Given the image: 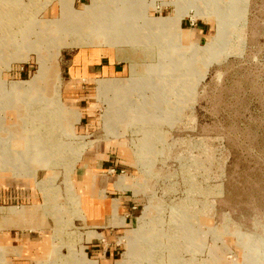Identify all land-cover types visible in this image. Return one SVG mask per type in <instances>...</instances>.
Returning a JSON list of instances; mask_svg holds the SVG:
<instances>
[{
  "label": "rangeland",
  "instance_id": "1",
  "mask_svg": "<svg viewBox=\"0 0 264 264\" xmlns=\"http://www.w3.org/2000/svg\"><path fill=\"white\" fill-rule=\"evenodd\" d=\"M105 1L114 15L129 8L144 42L108 43L104 25L91 19L98 4L87 19L74 13L92 0H0V188L26 179L39 195L25 203L0 198V208L18 212L0 213V223L32 208L23 219H33L32 233L47 250L31 264H264V0H191L179 7L175 0ZM148 19L171 22L167 40L148 33ZM113 21L110 29L120 34ZM200 23L204 35H196ZM86 47L119 48L138 59L122 77L98 79L125 82L103 97L98 80L83 83L93 109L77 124L83 112L65 97V60ZM158 62L163 94L150 99L156 106L148 114L141 104L154 89L133 86L153 85ZM143 74L150 83L141 84ZM124 93L127 99H118ZM52 108L62 115L60 122L52 118L60 127L46 124ZM46 134L56 136L58 154L39 146ZM101 142L126 146L121 159L128 164L114 173L131 184L127 193L137 206L134 221L112 237L87 226L73 182L83 153ZM22 230L4 229L0 236L10 232V240L0 243L14 244L11 233ZM95 243L117 247L114 259L102 261ZM15 253L0 245V264H15Z\"/></svg>",
  "mask_w": 264,
  "mask_h": 264
},
{
  "label": "crops",
  "instance_id": "2",
  "mask_svg": "<svg viewBox=\"0 0 264 264\" xmlns=\"http://www.w3.org/2000/svg\"><path fill=\"white\" fill-rule=\"evenodd\" d=\"M204 22L207 23L208 21ZM206 28L204 23H200L196 29V35H204ZM184 29L189 32L186 35L187 38L190 36L196 38L195 33L187 28ZM136 59L138 58L134 54L133 56L129 55L119 48L111 51L103 47H86L79 48L70 54L65 60V72L68 74V80L64 94L65 97L73 96L69 97L70 99L66 97V99L72 100L68 104L71 103V107L79 108L83 112V117L77 124L81 123L84 116L93 109L92 106L88 107L89 103L85 93H83L85 91L82 89L83 83L91 85L100 78L122 77L132 65L129 62H134ZM90 103L93 105L92 102ZM126 152L127 148L123 142H101L89 147L74 169L73 182L79 195L81 217L88 227L94 228L92 230L104 229L96 230L99 234L105 233L112 237L130 225L135 218L136 200L127 193L131 184L122 177L125 181L122 183V187H119L120 176L114 173L119 170L118 168L122 164L127 166V161L121 159V156L124 157ZM1 184L3 187L0 188V198L6 204L9 202H31L39 197L33 184L26 179L6 180ZM24 207L31 208L29 206ZM119 217L124 219L122 224L118 223ZM3 218L5 223H0V232L4 233V229L14 227L23 229L21 232L11 233L14 244L0 243L2 247L6 246L8 249L16 251L14 255L15 264H31L34 258L38 257V251L47 250L43 244V237L37 238L32 233V230L37 228L33 225L31 217L23 219L24 217L19 215V219L8 220ZM8 233H5V237L0 236V241L4 242L3 239L10 240ZM100 246H102L101 243L92 245L94 252H102L98 254L102 261L114 259L117 247L112 245L108 248Z\"/></svg>",
  "mask_w": 264,
  "mask_h": 264
},
{
  "label": "bare ground",
  "instance_id": "3",
  "mask_svg": "<svg viewBox=\"0 0 264 264\" xmlns=\"http://www.w3.org/2000/svg\"><path fill=\"white\" fill-rule=\"evenodd\" d=\"M123 1H126V0H123ZM184 1H191V0H175V4L179 7V5L182 2H184ZM205 1H213V0H205ZM99 2H100L99 0H92V3L89 4L86 7V9L82 10L81 12L78 11V12H74V13H75V15L78 16V18L80 20L87 19V17L90 14L92 15L93 8L98 4L96 6V12L93 14V16L91 17V19H93V23L94 24H97L98 21H99L98 24L104 25L103 26L104 27L103 28V34H105L108 43H110L112 45V44H114L115 39L118 40V38H120V39L123 40V44H115L114 46H119V45H123L124 46V45H127L128 44V42L130 40L129 37H132L133 39L135 38V40H137L139 43L143 41L142 36L145 35V33L142 32V29L134 27V24H133V21H132L134 19V16H130L129 8L128 7H125L124 11L118 13L117 15H114V14H112L111 6H108L109 4L108 3L106 4L105 3L106 2L105 0H103V3L104 4L102 2H100V3ZM113 19H116L117 20L116 23H115V26H119V30H122L120 32V34H118L115 31H112L110 29V28H112L111 26L114 24ZM145 19H146V17H145ZM170 20L171 19H169V21ZM73 21L75 22V20H73ZM71 22H72V20H71ZM112 22H113V24H111ZM169 23H171V22H168V19H148V20L145 21V24L148 25V30H149L148 33L153 34L154 30L155 31L157 30L160 33H162V40H167L169 34L171 33V32H168L167 31V28H168V24ZM174 23H175V26H176V24H177L176 21H174ZM80 27H82V26H80ZM128 28H130V32L129 31L128 32L126 31V29L129 30ZM81 29H83V28H81ZM23 32H26L27 33V31H25V30ZM26 33L24 34V36L26 35ZM70 33H72V32H70ZM80 33H78V34L81 35ZM181 34L182 33L179 32V30L175 28L174 36H178L179 37ZM97 36L100 37L98 34H97ZM95 37H96V34H95ZM150 40L155 43L157 41H160V36L159 37L156 36V37L150 38ZM81 42L83 44V41H81ZM110 47H113V46H110ZM188 62H189V65L192 64V61L191 62L188 61ZM154 65H155V67H157V68H155V70L152 71V73H156L155 76H154V78L152 79L154 86L151 85V84H150V86L149 85L142 86V87L139 86L140 88L138 86H133V89L134 90H137V88L138 89H141L142 90V93H145V91L149 90L150 88L154 89V91H153L154 94L152 93L151 96L147 97V99H146V97H143L142 96L144 99L142 100L143 102H142L141 105L144 106V107H146V109H147V110L146 109H142V110H146L148 114H150L151 113V110H152L151 108L148 109V107L149 106L150 107L151 106H156V103L155 102L157 101V99H160V97L163 94V92H162V85H160L159 84L160 82L158 81L159 77L161 76L160 74H161V71H162V69H161L162 64L160 62H158V63H155ZM175 66L178 67V64L177 63H174V67ZM189 68H190V66H189ZM131 72H133V71H131ZM133 75H134V73H133ZM133 75H132V78H129V81H132L134 78H136ZM141 77H142L141 78L142 79L141 80V82H142L141 84H146V82L150 83V80L149 79H146V74L141 75ZM98 81L99 82H98V86L97 87H98L99 93L101 94L102 97H103V94L105 93V91L107 89H113V88H116V87L119 88V86L122 84V82L125 83L123 80H120L118 78H114V79H101V80H98ZM13 85L16 88H20L21 87L20 85H17V83H13ZM123 95L120 96L118 99H127V97H128L127 93H124ZM150 99L151 100L152 99L155 100V102L154 101H150ZM117 103H118V105H122L123 104L120 100L117 101ZM56 111H57L56 108L55 109L52 108L50 110L48 109L46 111V115L45 116H46V119H47V122H46L47 125L50 124V121H52L53 120L52 118L55 117V116H57L56 119L59 116V118L57 119V122H60V121L63 120L62 115H59ZM47 116H49L50 119ZM144 120H147V119H144ZM57 122L54 123L52 121L51 124H55L54 126L60 127L61 125L60 124H57ZM155 129H158V127L156 125H155ZM152 130H154V129L152 128ZM146 135H147V133H146ZM51 137L56 138L55 135H53V136L52 135L47 136V134H46V135L40 136L42 142L39 143V146L42 147L43 150L45 152H47L49 155H51V153L58 154L59 151H61L62 149H60L57 146L58 143H56L54 141V139H52ZM29 145H30V148H33L32 147V143L31 144L29 143ZM144 145H146V144L144 143ZM43 159H45V158H42L41 160H43ZM119 185H122V182L120 180H119ZM32 212H33V210L31 208L25 207L19 214L21 216H23V217L24 216H27L28 217L29 215L32 214ZM0 213H2L4 215H9V216L11 214H13V215L14 214H18V212L15 211V209H13V208H3V209L0 208ZM140 228H141V224H138V226L136 227V232H135L136 234H138V231L140 230ZM174 260H176V259H174ZM171 264H176V263H171Z\"/></svg>",
  "mask_w": 264,
  "mask_h": 264
}]
</instances>
